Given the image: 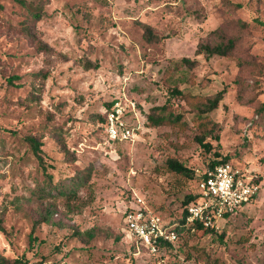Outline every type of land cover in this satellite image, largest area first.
I'll use <instances>...</instances> for the list:
<instances>
[{"label":"rangeland","instance_id":"1","mask_svg":"<svg viewBox=\"0 0 264 264\" xmlns=\"http://www.w3.org/2000/svg\"><path fill=\"white\" fill-rule=\"evenodd\" d=\"M26 3L0 0L2 264H264V27L254 20L264 21V0ZM141 23L155 40L143 37ZM216 28L236 47L197 55L199 40L218 39ZM183 56L199 62L177 69ZM81 58L98 66L85 68ZM10 74L19 76L14 85ZM174 84L199 94L225 88L209 113L221 126L218 139L207 138L210 151L196 141L195 108L181 98L170 106L186 125L148 123ZM106 102L119 108L129 136L108 134ZM27 135L42 141L44 165ZM214 149L260 177L257 196L214 231L183 230L171 247L153 252L136 241L123 218L128 200L138 194L176 222ZM168 158L192 175L172 170Z\"/></svg>","mask_w":264,"mask_h":264},{"label":"built area","instance_id":"2","mask_svg":"<svg viewBox=\"0 0 264 264\" xmlns=\"http://www.w3.org/2000/svg\"><path fill=\"white\" fill-rule=\"evenodd\" d=\"M119 111V108L114 106L106 112V128L112 138L126 137L131 132L124 126ZM198 176V195L187 205L184 220L185 224L191 225L192 228H195L197 222L217 228L220 219L253 200L260 190V184L254 181V175L244 172L231 161L206 167ZM129 201L123 210V218L128 233L136 241L156 252L161 240L177 239L173 229L177 222L170 223L138 194Z\"/></svg>","mask_w":264,"mask_h":264},{"label":"trees","instance_id":"3","mask_svg":"<svg viewBox=\"0 0 264 264\" xmlns=\"http://www.w3.org/2000/svg\"><path fill=\"white\" fill-rule=\"evenodd\" d=\"M17 1H19L22 4H28L26 3V0H17ZM29 9L31 10L32 13L35 14V16L38 14L37 6L29 5ZM254 20L257 24H260L264 27L263 20L259 19L258 17H255ZM243 23L245 22H242V24ZM141 25L143 28V37L147 41L155 40L157 36L153 33L152 26L148 23H141ZM211 33L217 36L218 39L207 38V39L199 40L197 47L195 49V53L197 55H202L204 58H209L213 55H224L232 51L236 47V41L234 40V38H232V36H228L224 38L223 37L224 33L220 28H216L212 30ZM38 46L40 49H47V45L42 41H39ZM198 62H199L198 57L183 56L178 61H176L175 66L177 68V65L181 64L184 65L185 68H193ZM81 63L85 68H94L98 66L96 60L92 61L89 58H84V59L81 58ZM17 78H19V76L16 74H10L6 76L7 82L10 85H14L15 84L14 81ZM178 78L183 80H189L188 77H186L185 73L183 74L181 73ZM224 92H225V88L223 87L209 94L192 93L189 90L183 91L176 84H174L173 86H171L170 95L169 97H167L166 102L160 106L152 107L147 113L146 117L148 123L153 126L165 124V123H170V124L181 123L186 125V122L181 120L182 112H176L170 106L171 98L175 96L181 98L182 100H184L186 104H189L195 108L196 113L194 117V128H195L194 137L196 141L204 149L210 151L213 146L211 142L207 140V138L218 139L221 126L218 121L214 120L210 116L209 113L218 106L219 101L223 98ZM111 104H113V102H106L107 110L110 108ZM258 112L259 114H262L264 112V101H262L259 104ZM101 120L102 121L104 120V116H102ZM26 139L28 140L33 153L38 157L39 162L43 163L42 157L40 155L41 152L40 145L42 141L38 139L36 135H27ZM224 161H230V159H228L227 155H222L217 149H214L212 158H210L207 161V167H212L213 165ZM167 164L172 170L192 175L191 170L185 164H183L182 162L178 161L175 158H168ZM42 165H44V163ZM198 177L199 176L197 175L195 177V180H197ZM254 181L260 184V177L254 176ZM197 195H198L197 187L195 186V191L185 194L181 200L182 209L180 212V216L176 220L177 223L173 226V229L175 230L177 236H179L183 230L192 228L191 225L185 224L184 220H185L187 205L190 202L194 201ZM43 220H46V218H43ZM195 228H202L206 232L215 230V228L210 226H204L200 222H197L195 224ZM89 235L91 236L92 233L89 232ZM35 239L36 236L32 235L31 233L29 235V242L32 243V241H34ZM174 241L161 240L158 243V251L162 248L171 247ZM15 261L21 262L22 260L21 258H16ZM4 262H5L4 258L0 257V264Z\"/></svg>","mask_w":264,"mask_h":264}]
</instances>
